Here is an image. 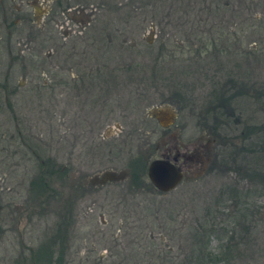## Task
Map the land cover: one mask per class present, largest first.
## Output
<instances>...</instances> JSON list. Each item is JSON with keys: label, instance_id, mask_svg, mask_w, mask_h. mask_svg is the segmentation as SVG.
Returning <instances> with one entry per match:
<instances>
[{"label": "rangeland", "instance_id": "374dc122", "mask_svg": "<svg viewBox=\"0 0 264 264\" xmlns=\"http://www.w3.org/2000/svg\"><path fill=\"white\" fill-rule=\"evenodd\" d=\"M57 1L62 5L56 19L63 35L84 24L96 29L71 39L56 54L50 20ZM66 1L81 7L69 10ZM3 2L0 82L7 77L10 86L0 90V264H32L31 251L48 254L50 249L52 264L61 255L62 264H186V257L199 251L200 246H192V235L200 229L212 247L235 236L240 253L231 264H264V179L247 176L232 164L234 154L257 145L258 126L264 127L260 35H249L241 47L227 42L229 55L217 42L221 55L199 58L189 51L185 37L183 52L176 49L172 54L170 49L159 54V21L143 0ZM116 4L122 6L117 9ZM127 14L135 29L125 39L139 44L134 62L140 74L128 88L127 81L121 87L115 81L107 87L94 75L100 48L93 50L89 42L111 18L120 23V31L125 29L130 23L117 18ZM146 41L152 45L149 49ZM247 50L250 53H244ZM130 61L124 57L118 64ZM87 70H93L89 77ZM75 75L80 78L77 83H65ZM230 78L242 87L240 95L231 105H220L221 94L228 96L225 84ZM10 118L19 124L23 138L39 144L38 153H45L42 160L51 156L55 169L69 172L70 179L61 183L50 180L55 194L48 205L26 206L32 201L26 189L31 167L19 162V150L26 148L10 142L18 141ZM176 141L181 153L193 157L190 164L180 161L185 179L176 189L157 192L146 171L142 183L130 186L132 175L141 170L139 163L159 159ZM129 157L139 163L128 176ZM84 180L92 188L82 190ZM237 187L248 193L246 204L229 202L230 190ZM46 256L36 263L47 264Z\"/></svg>", "mask_w": 264, "mask_h": 264}, {"label": "trees", "instance_id": "16d2710c", "mask_svg": "<svg viewBox=\"0 0 264 264\" xmlns=\"http://www.w3.org/2000/svg\"><path fill=\"white\" fill-rule=\"evenodd\" d=\"M143 1H145L146 7L149 8V12L153 15L152 18H158L159 21V54H164L170 49L173 50L171 52L172 54L176 52V49L183 52L182 49L186 48L184 39L190 44L188 48L189 51H194V55L199 58L201 55H221L217 42L221 44L222 50L228 51L227 54L226 51H224L223 54L229 55L228 46L239 44V47H241L244 41L250 37L249 35H260L259 38H261V41L259 42L264 45V0H194L196 4H192L190 0ZM121 6L122 5L116 4L115 7L118 9ZM130 13L133 12L130 11ZM117 20L125 22L126 25H128L127 23L130 24L120 31L118 27L120 23L113 21V18H111L110 21L106 23L105 29L102 30L93 41L89 42L93 50L94 48L96 50L97 46L100 48L97 50V54L99 58H102V62L105 64L102 65L101 70L99 69L96 73V78L107 87V84L113 81L116 82V85L124 84V81H126L128 77H132L134 83L135 75L137 76L140 74L136 72L138 69L137 66L139 65L134 62L135 49L139 44L129 43L125 39V35H128L131 30L135 29L131 14H127L124 17L119 16ZM170 29H172L174 33H172ZM125 30L127 31L124 32ZM237 30L240 32L238 33ZM224 34H227V36H224ZM229 35L233 38L230 42L228 38ZM227 42L228 46H226ZM145 46L149 49L152 45L146 41ZM210 47L212 49H210ZM244 53H250V50H247V52L244 51ZM124 57L130 58V63L124 65L118 64V60ZM109 63H113V66L107 67ZM2 85L3 82H0V90H3ZM225 85L227 86L226 90L228 91V96L224 93L221 94V97L218 98V103H221L220 105H231L236 100V97L240 95L238 89H242V87L232 78H230ZM228 87H230L231 90L234 89L235 93L231 94ZM10 93L11 91H7L5 94L6 97H9ZM242 95H244V93H242ZM107 100H109V97H107ZM6 105L5 107L11 108L8 107L9 101H6ZM1 108L0 106V110L2 111ZM212 109L214 110V107ZM9 120L14 123L13 125L16 128L19 144L16 139H13L14 137H10V139H13L10 142L14 145L17 144L19 148L20 146H22L23 149L26 148V152L19 150L21 153V161L19 162L29 163L31 167L26 173V176H28L30 180L28 182L29 184L27 183L26 189L27 191L29 190L28 192L31 194L32 201L26 203V206H30L29 204L39 205L40 207L48 205L51 200L54 199L55 194L51 191L49 186L50 180L52 178L56 180L57 178L61 183L65 179H70L68 178L69 172L64 167H58V170L55 169V163L51 160V156L46 158V160H42L41 158L45 156V153L43 151L40 154L38 153V151H40L39 144L34 145L31 140L23 138L19 124L17 125L16 121L11 118ZM258 127L259 130L255 142L257 145L255 144V146L253 145L254 147L248 148L244 147L239 153L234 154L232 164L239 166L243 172H247V176L256 174L264 179V127ZM224 141L226 142L225 138ZM232 145L235 146L233 143ZM136 163H139V160L131 159V157L128 158L127 166L130 168L129 174L132 175L131 172L134 171ZM140 166L141 170L137 171L135 175H132V179L130 180L133 184L139 183L140 180L141 183L143 182L142 177L145 174L146 165H144V163H139L138 167ZM25 167L29 168L28 166ZM25 181L26 180H24V183ZM77 184L78 186L80 185V183ZM23 187L25 188V185H23ZM238 188L240 190H238ZM230 192V203H233L235 206L247 203L245 199L248 198V193H243L242 188L237 187L236 189L230 190ZM255 192L257 193V191ZM249 227L250 226L247 227V230L251 228ZM192 236V246L200 247L198 248L199 251H192L186 257V264H207V262H210V264H231L230 260L232 257L240 253L238 252L240 251L239 243L235 242L234 235L226 239V243H219L217 247H212L210 245L206 233L202 229L198 230V232ZM149 237V242L151 243L150 240L154 238L152 235ZM52 255V249L49 250L48 254L45 250H41L36 254L31 251L30 263L41 264L43 262L36 263V260L41 261V259L46 256L44 261L48 259L47 264H52ZM243 255H245V251ZM62 262L63 257L61 255L56 259L54 264H62Z\"/></svg>", "mask_w": 264, "mask_h": 264}, {"label": "flooded vegetation", "instance_id": "af4514ba", "mask_svg": "<svg viewBox=\"0 0 264 264\" xmlns=\"http://www.w3.org/2000/svg\"><path fill=\"white\" fill-rule=\"evenodd\" d=\"M4 0H0V7H1V10H2V12H3V14H2V16H3V20H4V22L6 21V13H5V8H4V2H3ZM67 2L68 1H66L65 2V4L68 6V9L69 10H71V8H74V9H76V8H79V7H81V6H79V5H70L69 3L67 4ZM60 6H62L61 5V3L59 2V1H57V4H55L54 5V8H53V10H52V18H51V31H50V42L53 44L52 45V47H53V49H54V51L56 52V54L59 52L58 50H60V49H63L65 46L64 45H66L67 43H69L70 42V40L71 39H73V38H83V36H88V34L90 33V29L92 28V29H96V28H94V26H92V25H90V24H84V26L83 27H80V30H78V31H73L72 29H70L69 31H68V36H65V35H63L62 34V32H60V30L58 29V26L59 25H61L62 23L60 22V21H58L57 19H56V16L57 15H59L61 12L59 11V10H57V8H59ZM76 7V8H75ZM1 14V13H0ZM16 22H17V20H16ZM6 27H7V25H5ZM100 32H102V30H100L99 31V33ZM63 33H65V34H67V32H63ZM98 33V32H97ZM99 35V34H98ZM92 40H94V38L92 39ZM58 41H60V42H58ZM68 41V42H67ZM8 44H9V41L7 42ZM54 52V53H55ZM19 54V53H18ZM97 58H98V54L96 53V55H95ZM99 60H100V62H102V58H99ZM98 63V64H96V65H99V66H97L94 70H95V76H96V73L99 71V69L101 70V66L103 65L102 63ZM129 64V63H128ZM88 71V74L86 75V77H89L90 76V74L93 72V70H87ZM68 77H70V76H68ZM80 78L77 76V75H75V76H73V78H71V80H70V78H69V82L66 80L65 81V83L66 84H73V82H78V80H79ZM10 79L9 78H5L4 80H3V85H2V87H3V89L4 90H7L8 89V86H10V85H8V84H10ZM126 81H127V88L129 87V86H131V84H133V78L132 77H128L127 79H126ZM76 82V83H77ZM130 84V85H129ZM20 86H22V84L20 83L19 84ZM116 86H119V87H121V86H123V84H121V85H116ZM110 87V86H109ZM113 88V87H112ZM12 91V90H11ZM12 92H15V90H13ZM108 92H111L110 90H108ZM129 93V92H128ZM129 96V95H128ZM127 102L129 103V102H131V100H130V98H128V100H127ZM164 131H165V129H162V131H161V133L163 134L164 133ZM179 146H181V143L179 142V141H176V144L175 145H172V146H170V148L169 149H167V150H165V153L164 154H162L161 156H160V158L159 159H163V160H165V161H168V162H171L172 164H174L175 166H176V168H178L181 172H182V174H183V181H184V179H185V174H184V172H183V167H182V163H187V164H190V163H192V160H193V157L191 156V154H189V155H187V154H184V153H181L180 152V148H179ZM172 149L174 150V153H173V155H171V153L173 152L172 151ZM147 154V157H148V152L146 153ZM145 155V154H144ZM144 155L142 156V157H144ZM153 156V153H151V156H150V158ZM146 159V158H145ZM154 160H158V158L157 159H153V160H151L148 164L146 163L145 165H146V168H147V170H148V166L150 165V163L152 162V161H154ZM181 160H183V162L180 164V161ZM196 160H198L197 159V157H196ZM195 160V161H196ZM145 161V160H144ZM148 161V160H147ZM147 170H146V172H147ZM127 174H128V176H129V170H127ZM147 174V173H146ZM148 178V177H147ZM149 181V180H148ZM182 181V182H183ZM129 183H130V186H132L133 188L134 187H136V186H138V183H131L130 181H129ZM149 185H150V187L151 188H153L154 190H156L152 185H151V183L149 182ZM82 190H87V189H90V188H92V185L88 182V181H86V180H84L83 181V184H82ZM157 191V190H156ZM158 192V191H157Z\"/></svg>", "mask_w": 264, "mask_h": 264}, {"label": "water", "instance_id": "95a60500", "mask_svg": "<svg viewBox=\"0 0 264 264\" xmlns=\"http://www.w3.org/2000/svg\"><path fill=\"white\" fill-rule=\"evenodd\" d=\"M147 177L151 185L162 194L173 191L183 181L182 172L174 164L163 159L150 163Z\"/></svg>", "mask_w": 264, "mask_h": 264}]
</instances>
